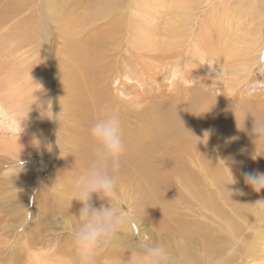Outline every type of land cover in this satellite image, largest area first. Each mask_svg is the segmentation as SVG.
Masks as SVG:
<instances>
[{"label":"rangeland","instance_id":"1","mask_svg":"<svg viewBox=\"0 0 264 264\" xmlns=\"http://www.w3.org/2000/svg\"><path fill=\"white\" fill-rule=\"evenodd\" d=\"M34 1L29 5L24 0H0V15L10 3L22 8L9 15L6 24L0 25V264H78L72 232L79 224L83 205L74 200L68 192L73 189L64 184L69 181L67 166L78 159L71 152L78 148L77 139L67 130L73 124L65 111L70 103L67 96L72 94H62L59 63L68 68L71 48L85 47L94 35L109 37V31L116 24L122 30L120 47L111 50L107 59L120 67L121 75L113 76L110 86L113 95L126 104L139 97L143 100L139 104L134 102L132 110L144 112L154 103L159 104L157 106L165 103L167 107L175 98L186 105L195 92L186 91L187 88L203 90L213 97L220 104L217 116L229 106L236 107L239 100H247L261 112L257 119L264 120V42L258 49L253 44L249 49L242 44V36L253 33L252 30L258 36L263 30V37L264 5L259 6L256 0H174L173 3H169L170 0H46L44 7L43 0ZM136 14L156 15L160 32L164 31L165 23L175 17L195 15L179 33L177 40L181 50L188 46L194 50L204 35L203 27H207L214 16L218 17V31L220 28L231 31L230 35L222 36L225 41L222 40V46H213L218 53L216 56L211 55L213 52L202 58L194 55L193 64L185 62L184 57L170 59L165 64L154 63L155 68L159 67L155 71L150 67L153 62L146 58L144 60L149 62L143 61L131 76L125 66L132 54L131 50L127 51L126 42L134 35L130 25ZM33 24L38 28L34 40L42 44L45 35L50 41V51L45 52L42 45L39 52L30 51L31 39L19 28ZM237 30L241 35L237 39L242 44L240 48L235 47L237 43L232 46L228 42ZM162 35L165 36L164 32ZM173 40L170 37V48L177 44ZM100 45L98 43L97 48ZM92 53L95 52L90 51ZM47 56L52 57L51 62ZM31 66L34 69L31 70ZM54 66L58 77L52 75L56 70ZM126 84L130 88H126ZM49 102L53 118L45 117L46 121L35 123L41 116V106L46 109ZM120 116L124 124L127 116L122 113ZM25 119L30 123L21 128L20 121ZM141 123L134 126L137 131L141 130L138 127ZM209 136L202 143L199 141L196 157L182 160L183 169L190 172L175 166L178 171L173 174L157 171L155 177L136 173L121 177V207L133 209L134 220L111 245L101 250L97 264H128L129 257L138 254L142 241L165 244L175 264H264V238L261 239V256L250 255L257 236L264 232V212L253 207L264 199V191H253L244 180L246 172L252 173L247 171L249 168L253 173H264V143L258 144V150L251 138L241 141L237 136L239 141L233 145L240 151L235 157L237 170L231 166L229 157L224 159L225 152L220 147L227 136L222 133ZM176 138L174 143L180 141ZM250 148L253 151L249 152ZM178 151L180 148L176 145L171 150L166 147L153 160L158 161L164 152L182 159ZM255 152L257 156L253 159ZM175 161L178 164V159ZM198 191L203 192L206 200ZM92 204L99 208L102 204L107 206V201L93 195ZM191 222L195 223L193 227H190Z\"/></svg>","mask_w":264,"mask_h":264},{"label":"bare ground","instance_id":"2","mask_svg":"<svg viewBox=\"0 0 264 264\" xmlns=\"http://www.w3.org/2000/svg\"><path fill=\"white\" fill-rule=\"evenodd\" d=\"M24 1L29 5L36 2L34 0H24ZM44 1L46 0H43L42 4L44 3ZM180 1L183 2V0H180ZM256 1L259 2V6L264 5V0H256ZM173 2L174 0L173 1L170 0L169 3H173ZM179 5L181 6L180 2H179ZM21 10L22 8L19 5H16L14 7L13 3L8 4L4 13H2L3 15H0V25L4 23L6 24V20L8 16L13 14V12L21 11ZM136 15L137 16L133 18L134 20H132L133 22L130 25L131 30L135 31L134 35L132 38L129 37V39L126 42L127 51L129 52L131 50L132 54L129 55L128 58L130 59L127 60V62L125 63V66L129 69L127 73H130L131 76L134 75L136 70H139L143 61L153 62V63H150L151 65L150 67H151V70L154 67L153 71H155L156 68H159V67L155 68L154 63L159 64L162 62L163 64H165L166 60H170V59L184 57L185 62L189 61L191 64H193L192 63L193 59L191 60V58L194 55H198L199 57L202 58V57L209 56L213 52L211 55L216 56L218 55V53H216V51L213 50V46H216L217 44L219 46H222L221 43H222L223 37L230 35V31H231L230 29L226 30V29H221V28H220V31H218V24H219L218 17L214 16L212 20H210L209 25L207 27L206 26L203 27L202 32H204L203 33L204 35L202 36V38L200 37V39L198 40V43L195 45L194 50L190 49L189 46L186 49L181 50L182 47L181 45H179L180 41L177 40V38L180 37L179 33L182 32L183 27L188 25L191 20H194L195 15L194 17L189 14H187L185 17H175L173 20L169 21V23L171 22L170 26H168L169 24L168 22L165 23L166 26L164 27V31H163L165 36L162 35L163 32H160L161 29L158 28L157 20L159 18L156 15H153V14H136ZM204 25H207V24H204ZM189 26H191V24ZM19 29L20 31L26 33L29 40L31 39V49L32 50L30 51H33L32 54L35 52H39L41 50V45H42V49L45 52L50 51V41H47V37L45 35H43L42 44L34 40V35H37V31H38L37 30L38 28L37 26H35V24L28 25V26L22 25ZM262 31L263 30H260L259 32L260 36H258V33L255 34L253 30H252L253 33L242 36L244 38V39L242 38V42H243L242 44L245 46V48L247 47L248 49L251 48L252 46L249 47V45H252V44L256 46V49L260 48L264 42V39H263L264 35L263 37L261 35L263 33ZM38 33L42 34L40 32ZM109 34L110 35L107 38H105L101 34H99L97 38L94 35L90 43H87L85 47L71 48V55H68L71 63L68 68L63 67V65L59 63V66H60L59 71L62 76V85H63L62 94L66 96L72 94L70 96H67L70 99V103L66 107L65 111L67 115L70 116L71 120L73 121V124L69 125L67 130L73 136L74 140L76 139L78 140V142L76 140V143H75V146L78 149L71 152L72 155H77L78 159L76 163L74 162V164L67 166L68 167L67 168V171H68L67 178H69V181H64V184L67 187H70L71 189H73L72 182L74 183L78 176L84 174L87 171L93 159L95 158V151H94L95 142L90 136L89 129L92 123L96 119L101 117L102 115L101 109L105 105H111L112 107L117 109L120 114L122 113L127 116L123 124L126 152L122 157L121 168L119 172L117 173L119 180L121 179V177H123L126 174L133 175L134 173H136L137 175L148 174V175H153L155 177V175H157V171H160L161 173H167V174L176 173L178 169L181 171L190 172L189 169H183L184 166H183L182 160L184 161L186 157H190L191 160L194 157H196L197 150L199 149V141L202 143V140L204 139V134L206 131L209 132V134L213 136L218 135V134L220 135V133L224 134V136H227V139H225L224 141H222L221 139L222 142L220 141L221 143L220 142L219 143H220L221 149L225 152L224 159H227L229 157L231 166L234 167L235 162L238 160L235 157H238L240 155V151L238 152V148H235L233 146L236 142L239 141L237 136L241 137L239 138L241 139V141L250 139L251 138L250 133H251V130L253 129L254 119L257 118L259 114H261V112L256 111V107L251 102H247V100L246 102L245 100L244 101L239 100L236 103L237 105L235 104L236 107L232 109L230 108L231 106H229L223 112L222 115L217 116V114H220L218 113L221 110L219 108L220 104L217 101H215L213 97H210V95H208L203 90H199V89L188 90L187 88H185L186 91H189V92L195 91V92H194V95L192 96L193 97L192 100L186 105L180 104L175 98L173 99V102L169 104V106L167 105V107L164 106L166 105L165 103L164 105H161V106H157L159 104L155 105L154 103L153 106L149 105L151 106V108L144 112L132 110V108L134 107L132 104L134 102H136L137 104H139V102H143V100L140 97L126 104L124 101H120L122 100L121 98L119 100L116 96H114L111 90L110 85L113 81L112 77L115 76V78H118L121 75V69L118 65L114 64L113 62L110 63L109 59H107V56L110 54L111 50L117 47H120V43H121L120 35L122 34V30L118 25L115 24L109 31ZM167 34H171V35H167ZM240 36L237 30L236 33L230 39L228 37L229 39L228 42H230L232 46H234V44L237 43L235 47L237 46L240 48L242 44L241 42L239 43L237 42V39H239ZM170 37H173L174 38L173 41L177 42L176 46L173 45V47L171 48H170L171 43L169 42ZM98 43L101 45L97 48ZM226 43H227V40H226ZM102 46H104V49L102 48ZM242 48L244 49V47ZM263 50H264V46H263ZM16 51H19V50H16ZM90 51L91 52L94 51L95 53H92L91 55ZM105 51L107 53H105ZM244 51H247V50L244 49ZM244 51L242 50L241 52L244 53ZM249 51H251L252 53L253 50L250 49ZM244 57L246 58V56ZM249 57H250V54H249ZM146 58L149 59V61H145L144 59ZM46 59L49 62H51L52 57L47 56ZM171 64H172V61H171ZM177 64H178L177 66H179V62ZM54 67L56 68V70L52 72V75L55 74V76L58 77V73H57L58 69L56 66ZM32 69H34V67L32 68L31 66V70ZM140 71H142V67ZM144 80H146V78ZM125 87L130 88L127 84L125 85ZM16 94H18V92L15 93V95ZM237 106H238V109H237ZM238 111H239L238 113L239 115L236 114ZM19 112L29 115L25 113L24 110H20ZM18 120L19 119H17V121ZM43 121H46L45 117L40 116L39 118L35 119V123H38V124L39 122H43ZM29 123L30 122H28L25 119L23 122L20 121V126L22 128L24 126H27ZM140 123L141 125L138 127L141 128V130L137 131V129L134 126H137ZM44 136L46 137L47 135H44ZM175 137L180 139V141L174 143ZM206 137L207 135L205 136V138ZM208 142L210 143V141ZM174 145L180 148V151L178 152L182 154V159L179 157L175 158L174 156H171L170 153L164 152L162 156L158 157V161L155 162L153 160L154 156L158 154L160 150L166 147H168V149L171 150L172 146ZM255 148L259 150L260 146L258 145ZM213 149L215 148L213 147ZM250 151H253V150L250 148L249 152ZM176 155H177V152H176ZM241 157L242 156H240V158ZM176 159H178L179 165L175 161ZM237 163H240V162H237ZM175 166H177L178 169ZM262 168H263V165H262ZM247 171H250L253 173V170L250 168L247 169ZM217 173L220 175L219 171H217ZM217 173H215V175H217ZM68 192L74 198L73 190H70ZM198 194L202 197L203 200H206L203 192L198 191ZM166 211L168 213V210ZM163 212H165V210H163ZM167 213H163V214L166 215ZM179 220H182V219H179ZM177 223L179 224V222ZM187 223L189 224V222ZM190 224L192 226L190 225L189 226L193 227L194 226L193 224L195 223L191 222ZM174 225H171V226H174ZM181 225L182 223L180 224V226ZM184 225H186V223ZM172 228H175V227H172ZM166 230H168V228ZM218 237H221V236H218ZM262 238H264V232H262L260 235L257 236L256 243H254V245L251 246V250H250L251 257L259 258L261 256V247H262L261 239Z\"/></svg>","mask_w":264,"mask_h":264},{"label":"clouds","instance_id":"3","mask_svg":"<svg viewBox=\"0 0 264 264\" xmlns=\"http://www.w3.org/2000/svg\"><path fill=\"white\" fill-rule=\"evenodd\" d=\"M101 112V117L96 119L89 129L90 136L95 142V158L87 171L78 176L73 184L74 200L83 205L79 212V224L72 232L78 264H97L101 250L111 245L134 220L133 209L125 210L121 207L123 190L117 175L126 152L122 119L119 111L111 105L103 106ZM40 115L53 118L50 102L46 109L41 106ZM60 116L61 113L57 117L59 121ZM206 135L209 136V132H205L204 138ZM250 136L256 147L264 143V120L254 119ZM256 156L255 152L253 159ZM244 180L253 191L257 193L264 191V173H246ZM236 182L234 179L233 184ZM93 195L106 200L107 206L102 204L99 208L94 207ZM253 207L264 212V199L258 200ZM128 264H175V262L165 244L142 241L138 247V254L131 255Z\"/></svg>","mask_w":264,"mask_h":264}]
</instances>
